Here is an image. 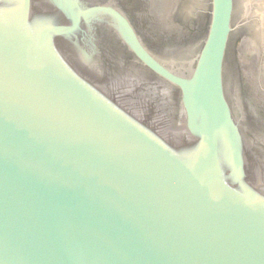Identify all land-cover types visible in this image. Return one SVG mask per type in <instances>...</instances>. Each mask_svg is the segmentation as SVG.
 I'll return each mask as SVG.
<instances>
[{
  "label": "water",
  "instance_id": "obj_1",
  "mask_svg": "<svg viewBox=\"0 0 264 264\" xmlns=\"http://www.w3.org/2000/svg\"><path fill=\"white\" fill-rule=\"evenodd\" d=\"M179 2L0 0V264H264V0Z\"/></svg>",
  "mask_w": 264,
  "mask_h": 264
},
{
  "label": "flooded vegetation",
  "instance_id": "obj_2",
  "mask_svg": "<svg viewBox=\"0 0 264 264\" xmlns=\"http://www.w3.org/2000/svg\"><path fill=\"white\" fill-rule=\"evenodd\" d=\"M144 1V0H142ZM184 3H185V0H180V2L177 4L176 8L174 9L173 13L171 14L172 16V20L169 19V20H163L161 22L164 23H167V25H173L175 27H181L184 31L186 30H189L188 27L190 26V23L191 21H188L185 19V14L183 12V8H184ZM139 8L141 11H143L144 13H146L145 15H147V9L145 10L144 7L142 6V2L141 4L139 3ZM146 11V12H145ZM144 15V14H143ZM144 15V16H145ZM148 16V15H147ZM152 20V19H150ZM154 21V20H152ZM249 36H254L256 35L254 29H252L251 27L247 25H244L242 30L240 31V34L238 36L237 39H240L241 35L242 34H246ZM240 47H237L238 50H240ZM260 56L263 57L262 53H260ZM248 82V81H247ZM250 84V83H249Z\"/></svg>",
  "mask_w": 264,
  "mask_h": 264
}]
</instances>
